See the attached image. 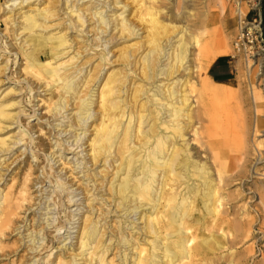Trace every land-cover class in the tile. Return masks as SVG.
I'll list each match as a JSON object with an SVG mask.
<instances>
[{"label":"bare ground","instance_id":"obj_1","mask_svg":"<svg viewBox=\"0 0 264 264\" xmlns=\"http://www.w3.org/2000/svg\"><path fill=\"white\" fill-rule=\"evenodd\" d=\"M7 1L3 2V6L0 5L2 10L6 9L4 5ZM26 1L28 0H20L19 4ZM34 1L36 0L28 3ZM52 1L47 0L48 3ZM103 1L99 8L91 0H88L90 6L85 8L76 6L77 0L71 6L62 7V10L70 8L65 14L75 19V27V24L83 27L88 20H94L91 24L94 37L91 40L97 42L88 45L87 50L92 49L98 54L99 61L92 68L95 72L90 73L89 70L87 74L78 76L83 68L81 66L75 69L70 66L73 57L57 61L58 56L64 54L61 53L62 49L68 46L67 36L65 33L45 34L37 30L50 27L47 25L50 20L47 7L49 4L21 13L20 28L27 32L25 45L20 44L18 48L24 60L21 71L25 72V79L30 76L43 82L45 87L53 89L51 94L54 92V95H59L55 101L51 94L48 98L51 114H60L61 110L66 109L76 99L72 120L78 127L76 129L81 131L73 134L74 144L57 137V145L66 143V149L74 146L76 149L89 141L88 153L83 155L80 163L82 170L85 169L83 177L86 178V184L90 179L89 183L91 180L93 184L97 183L95 187L107 186L110 192L109 203L113 202L114 211L122 212L125 218L142 207H147L146 211L138 212L142 226L134 224L129 234L121 235L118 239L116 237L112 242L116 236L113 232L114 237H110L106 243V238L103 239L109 226L101 224L102 218L94 219L93 199L90 197L98 199L100 196L93 189L90 196L85 197L91 207L88 208L87 205L89 215L82 220L81 231H78V253L69 260H63L61 255H54L51 259L54 239L53 235L47 236L57 231L56 235L60 234L61 238L65 233V230L60 232L65 228L64 223L59 220L49 232L46 228L50 224L46 223L50 218L40 219V215L36 217V211H33L36 218H32L35 224L27 226L24 216L18 220L21 208L24 207L22 212L25 213L37 203L34 201L37 197H32L28 190L45 181L39 176H33L34 166L27 163L28 167L22 176L11 175L0 188V257L9 253V247L5 243L7 235L19 230L18 243L25 248L22 258L17 260L20 264H203L204 256L223 248L225 243H209L213 237L208 240L207 237L200 238L197 243L198 240L195 242L196 237L190 231L193 225L207 226L227 220L226 216L221 218L222 208L226 205V196L221 191L225 184L224 172L236 168L238 163L240 168L244 167L249 159L255 164L264 163V65L253 67L250 60L244 68L238 65L236 80L229 92L221 89L220 81L213 80L205 73L211 61L209 45L215 37L220 38L222 35L219 30V17L232 23L228 21L230 13L227 12L223 0L219 1V14L211 7L203 12L199 20L198 34L202 37L199 41L192 30L195 23L190 18V11L183 17L186 26H181L180 29L160 12L166 8L165 13L170 12L176 18L177 15L171 13L173 9L167 6V0H110L106 4ZM118 3L123 4L119 7ZM109 4H114V9L110 10L111 15L105 16L102 12ZM125 12L128 14L124 15ZM89 15L90 18L87 19ZM128 15L140 21V25L144 27V36L141 37L139 32L142 27L128 18ZM4 20L11 22L9 29L5 30L16 33L12 28L15 20H12L11 15H6ZM110 26L111 30H117L119 38L122 36L123 42L139 35L137 38L140 39L122 47L118 56L121 67L110 71L99 81V74L105 64L112 63H105L110 62V50L102 46L113 38L103 43L101 41ZM14 36L17 37V33ZM99 47L101 48L98 49ZM191 47H194L193 51L197 50L196 54L191 51ZM221 53L225 54L227 51L220 50L217 54ZM137 68L139 82L132 80L128 83L130 78L137 76ZM98 82L96 99L93 100L91 90ZM90 85L92 86L88 90ZM82 88L85 93L80 96ZM32 90V87L28 88L27 94ZM28 98L25 96V101H33V98ZM93 104L97 106L94 112L91 111ZM9 106L11 105L0 101V130L4 128L5 120L12 117L8 111ZM91 118V124L94 121L97 123L91 129L92 137L85 140V135L82 134L87 133L91 126L85 122ZM50 129L54 130L53 127ZM31 131L32 129L25 130L29 143L34 140L30 135ZM62 131L55 134L60 136ZM83 140L84 143H81ZM7 147L6 138H0V152L7 151ZM51 149L52 146L44 145L41 138L30 149L33 151L32 161H36L43 153L51 172L45 171L42 174L44 178H53L55 182L52 183L56 188L53 191L55 195L53 196L52 191L51 195L48 193L44 203L51 197L62 200V192L67 191L65 198L69 204L75 201V195L68 190L73 184L62 180L53 169L51 159L54 153ZM48 150L50 158L45 155ZM86 155L89 158L83 162ZM61 158L62 156L59 159ZM95 164L103 167L100 174L99 171H93V168L89 169L90 165ZM69 165L73 175L77 170L76 165L79 164L70 160ZM109 167H112L111 173L106 178ZM82 170L76 174L84 173ZM97 174L100 175L99 180L98 177L94 179ZM1 178L3 177L0 175V180ZM77 179L79 182L80 179ZM99 200L106 203V199ZM40 201L41 198L38 202L41 204ZM49 205L50 203L43 208L46 210L45 215L49 213ZM78 209L77 206L75 210ZM68 211L70 212L67 216L73 218L69 208ZM112 211L113 208L110 212ZM38 223L42 235L37 236L40 231L28 233L29 228L33 227L35 230ZM122 225L120 222V227ZM132 229L136 230L134 234ZM143 233L152 235V239L149 242L141 239L140 234ZM135 234H138L137 237ZM241 235V239L248 238L251 235L249 227H244ZM115 241L117 248L113 246ZM59 248L64 251L66 246ZM112 249L118 252L109 259L106 254H110ZM250 249L247 248L248 252Z\"/></svg>","mask_w":264,"mask_h":264},{"label":"rangeland","instance_id":"obj_2","mask_svg":"<svg viewBox=\"0 0 264 264\" xmlns=\"http://www.w3.org/2000/svg\"><path fill=\"white\" fill-rule=\"evenodd\" d=\"M4 1L7 0H0V5L3 6ZM29 1L32 0H28L19 4L20 0H8L4 5L6 9L2 10L3 7H0V101L3 102V104L11 105L8 107V111L12 115L10 119L5 120L3 123L4 128L0 130V138H6V143L8 145L7 151L0 152V175L3 177L0 180V188L10 179L11 175L13 176L16 174L17 177L20 175L22 176L26 172L25 169L28 167V165L31 164L34 166L32 167V169L34 168L33 176H39L41 179H45V181L41 184H36L34 187L28 190L31 196H36L38 200H34L37 202L36 205H34L30 210H26L25 213L22 212L24 207L21 208L19 210L18 220H20L21 216H24V219H27V226H30L32 223L35 224V221H33L32 218H36L38 215H40V219L49 217L50 220L46 223L50 224L46 228V230L48 229L47 231L49 232L53 230L54 225H56L57 222L61 220L65 225V228L60 230V232L65 230V233L61 235L62 237L59 238L60 234L56 235L57 231L51 232V234L47 236L50 237L53 235L52 239H54V250L50 258L53 259L54 255H61L63 260H69L79 251L77 244L78 231H81L82 220L89 215L88 208L91 207L90 204H87L88 200H85V197L86 195L89 197L93 189H95L94 191L97 192L98 196H100L98 199L90 197V199H93L92 207L94 209V219L97 217L102 218L101 224H104L106 227L109 226L103 239L105 240L106 238V243H108L110 237H114L113 232L116 233V236L112 239V242L116 237L118 239L121 235L129 234L131 231L130 228H132L134 224L135 226L141 227L142 224L141 220L138 219V212H144L148 208L142 207L141 209L137 210L135 214L131 213L126 218L125 215H122V212L117 213V210L114 211L115 205H113V202L110 204L108 201L110 200V192L107 186L103 185V187L100 188L98 185L95 187L97 183L93 184V180H91V183H89L90 179L87 180L86 184V178L83 177V174H85V169L82 170V165H80V163L83 155L88 153L89 148L87 143H89V141L76 149H74L75 146L71 149H66V143L61 146L57 145L59 143L57 137L62 139V141L65 140V142H72V144H74L73 134L75 132L80 133L81 131L80 129H76L78 127L75 126L74 121L72 120V116L75 113L74 108L76 106V99L74 102L73 99L72 104H69L66 109L61 110L60 114H51L49 106L50 102L48 98L53 89H51L49 86L45 87L43 82H39L30 76H27V79H25L26 74L24 71H21L24 68V60L18 51L20 44L25 45L24 41L27 33L26 31H22V28H20L21 24L19 22L22 21L21 13L28 12L27 10H33L49 4L47 7H49L48 15L50 20L47 22V25L50 27L46 30H43L42 28L37 30H39L40 33L45 34L57 32L65 33L68 39V46L62 49L61 53L64 54L59 55L57 61H65L73 57L71 59L72 64L70 66H73L75 69L81 66L83 68L78 76L87 74L89 70H91L90 73L95 72L92 70V68L99 61L98 54L94 50H87V48H89L88 45H93L97 42L95 40H91L94 37V32L92 29L93 25L91 26L94 20H88L86 23H84L83 27H81L79 24H75L77 25L76 27L74 26L73 22L75 19L68 17L65 14L69 12L70 8L68 10H62V7L64 8L69 5L71 6L76 0H53L51 3H48L47 0H41L39 3L38 0L28 3ZM77 1L78 2L75 5L80 8L88 7L91 4L88 2V0ZM91 1L97 4L96 8H99L102 4V0ZM219 1L220 0H192L191 2V0H167V6L173 9V12L171 13L177 15L176 18H174L173 15H170V12L168 13L169 15L165 13L167 10L166 8L165 10L163 9L164 11L160 12H162L163 15H166L168 19L173 21L178 29H180L181 26H186V23L183 21V17L187 12L190 11V18L194 20L195 23V25L192 26V30L195 34V37L199 41V39L202 38L200 37V34H198V29L200 27L199 20L203 12H207L209 7L215 9L217 14H219L221 10V3ZM103 2L106 4L110 2V0H104ZM223 2L224 5L226 4L225 7L227 12L230 13L228 16V21L230 20L232 23H228L223 20L222 17H219L218 24L222 35L220 38H217L218 36L215 37L213 42H211L209 45V57L211 58V61L207 66L209 67L210 63L219 55H228L234 61V79L227 82L220 81L221 89L229 92L233 89V83L236 80V70L238 65L244 68L246 67L248 60H250V64L253 67L257 66L258 64L264 65V38H261L260 35V8L262 0H223ZM122 4L123 3H118L117 5L120 7ZM113 5L114 4H109V7H105V11L102 13H104L105 16L111 15L112 12H110V10L114 9ZM22 6L23 8H20ZM59 7L61 8L59 9ZM91 11L93 12L94 10ZM7 12L9 13L6 14ZM127 14L128 12L124 13V15ZM6 15H11L12 20H15V25L12 26V28L17 33V37L14 36L16 33H12L11 30L9 32L8 30H5L9 29L11 23L9 21L7 23L4 20ZM127 17L131 18L139 27H142V32H139L141 33V37L144 36V27L142 24L140 25V21L131 15H128ZM89 18L90 15L87 17V19ZM110 24H112V22H110ZM7 25L9 26L7 27ZM78 29H82V31H79ZM4 33L6 34L4 35ZM170 35L173 36L174 33H170ZM102 37V43L113 38L102 46V48L105 47L106 49L110 50V53L108 54V59H110V62L105 63H112L109 65L105 64L103 70L99 74V81L102 80V78H105L106 74H108L110 71L118 70L121 67L122 63L120 62L118 56L122 51V47L140 39L136 37L134 39H129L127 42H123L121 39L122 36L119 38V33H117L116 29L111 30V26L108 27L107 32H105ZM100 48L101 47L98 49ZM193 50L194 47H191V51ZM220 50L227 51V53L217 54ZM75 52L77 53L76 55ZM196 52L197 50L193 51L194 54H196ZM208 67H206L205 73H207ZM137 78L140 79L138 68L137 76L130 78L128 83H131L132 80H137L136 83L139 82ZM254 83L255 85L257 84L255 80ZM98 85L99 82L95 84L91 90V94H93V98L91 99L93 100L96 99ZM91 86L92 85L88 87V90ZM30 87H32L33 90L27 94L28 88ZM83 88L81 92H79L80 96L84 95L83 93H85ZM51 95L53 96V101L58 99V94L54 95L53 92ZM25 96L27 99H29L28 96L31 99L33 98L34 102L25 101ZM32 104H34L33 108L31 107ZM96 110L97 106L96 104H93L91 111L94 112ZM31 114L33 115L29 117ZM91 120L92 118L86 121V125L91 124ZM94 123L96 124L97 121H94L93 124L88 127L89 131H87V133L82 134L85 135V140L87 137H92L90 136V133ZM20 125L22 127L18 128ZM50 127H53L54 130H51ZM29 129H32L30 132V135H32V138L34 139L32 143L28 142L27 135L25 133V130ZM61 131L62 133L60 136L55 134ZM38 138H41L44 145H49V147L52 146L50 151L54 153V155L52 154L53 158L51 160L53 161H51V164H53V169L58 173L59 176H61L62 180L67 181L69 184H73L68 190L72 192V195H75L73 198V200H75L74 202L72 201L68 204L67 199L65 198L67 191H64L61 194L62 200H59L58 197L54 199L51 197L46 203H44L47 199L46 196L48 193L51 195L52 191L53 196L55 195L53 191H55L56 188L53 187V184L55 183L53 182L54 179L52 178L49 180L48 178H44L42 174L45 171L51 172L49 165L46 164L45 157H43V153L38 159H36V161H32L33 151L30 149ZM85 140H83L81 143H84ZM50 151L48 150L45 152V155H48L49 158ZM78 151L80 152L79 154L77 153ZM60 156H62L61 159H59ZM88 156L89 155L85 156L83 162L88 160ZM70 160L79 164L76 165L77 170L74 171L73 175L71 174V169L69 167ZM27 163L28 165L26 166ZM37 168L38 171L36 172ZM91 168L94 169L93 171H99V174L100 170H103V167L100 165L98 166L97 164L92 166L90 165L89 169ZM108 169L109 171L106 178L110 176L112 167H109ZM79 170H82L84 173L76 174V172ZM99 174H97L94 179L98 177L99 180ZM262 175H264V163L255 164L253 161L251 162L250 159L248 162H246L244 167L240 168L238 163L236 164V168H233L229 172H224V176H226L225 184L221 191H223V194L226 196V205L222 208L221 218L226 216L227 220L224 223H215L207 226L203 224L193 225L192 230L190 231L196 237L195 242L198 240L197 243H199L200 238L206 237L207 240L210 237H213V240L209 242L211 244L215 241L225 243L223 248L216 250L214 249L215 251L212 254H207L208 256H204L203 264H264V203H262V197H264V180L261 179ZM77 178L80 179L79 182H77ZM90 187L92 189H90ZM40 189L41 192H39ZM57 191L59 190L57 189ZM86 191L87 194H85ZM38 193H41V195ZM40 198L41 204L38 203ZM99 198L104 200L106 199V203H103L101 200H99ZM32 201L33 200H31L30 204H32ZM49 203V213L45 215L46 210L43 208L48 206ZM77 206L79 209L75 210ZM68 208L71 210V216H74L73 218L67 216L68 212H70L68 211ZM112 208L113 211L110 212ZM33 211H36V217L33 216ZM120 222L123 223L121 227ZM37 225L38 226L34 227L35 230L33 227H30L28 233L29 231H40L37 236H41L42 232L40 230L39 223ZM244 227H249L251 235L248 238L241 239V231ZM20 231H22L23 235L25 234L23 228H21ZM132 231L134 234L136 230L132 229ZM17 232H19V230L7 235L5 243L9 247V253L0 257V264L21 263L17 260L22 258L25 248L23 247V244L19 245V234H17ZM67 232L68 234H66ZM137 235L138 234H135L134 236L137 237ZM140 235L141 239L146 240V242H149L153 237L152 235L145 233ZM63 239L64 241H62ZM27 245L28 243L26 246ZM63 245L66 246L64 251L60 250L59 248ZM113 246H115V248L118 247L116 245V241L114 242ZM213 246L214 244L212 247ZM248 247L251 248L249 252L247 250ZM117 252L118 251L116 249H112L111 253L106 254V256L110 259L112 255L114 253L117 254ZM85 256L87 257V255ZM116 259H118V255Z\"/></svg>","mask_w":264,"mask_h":264},{"label":"crops","instance_id":"obj_3","mask_svg":"<svg viewBox=\"0 0 264 264\" xmlns=\"http://www.w3.org/2000/svg\"><path fill=\"white\" fill-rule=\"evenodd\" d=\"M209 67L207 74L215 81L227 82L235 77L234 61L228 55L217 56L210 63Z\"/></svg>","mask_w":264,"mask_h":264},{"label":"trees","instance_id":"obj_4","mask_svg":"<svg viewBox=\"0 0 264 264\" xmlns=\"http://www.w3.org/2000/svg\"><path fill=\"white\" fill-rule=\"evenodd\" d=\"M261 18H260V28L262 37H264V0H262L261 8H260Z\"/></svg>","mask_w":264,"mask_h":264},{"label":"built area","instance_id":"obj_5","mask_svg":"<svg viewBox=\"0 0 264 264\" xmlns=\"http://www.w3.org/2000/svg\"><path fill=\"white\" fill-rule=\"evenodd\" d=\"M260 18H261V16H260ZM260 35H261V38H264V37H262L261 28H260ZM261 179L264 180V175H262V178Z\"/></svg>","mask_w":264,"mask_h":264}]
</instances>
